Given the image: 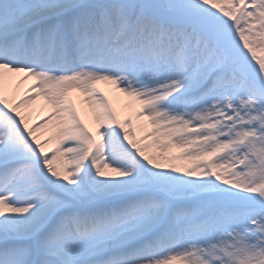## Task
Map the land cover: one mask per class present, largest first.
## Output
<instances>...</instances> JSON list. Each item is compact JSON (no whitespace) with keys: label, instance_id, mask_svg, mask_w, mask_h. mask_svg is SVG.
<instances>
[{"label":"snow or ice","instance_id":"6c2138e0","mask_svg":"<svg viewBox=\"0 0 264 264\" xmlns=\"http://www.w3.org/2000/svg\"><path fill=\"white\" fill-rule=\"evenodd\" d=\"M0 264H264V0H0Z\"/></svg>","mask_w":264,"mask_h":264},{"label":"bare ground","instance_id":"6f19581e","mask_svg":"<svg viewBox=\"0 0 264 264\" xmlns=\"http://www.w3.org/2000/svg\"><path fill=\"white\" fill-rule=\"evenodd\" d=\"M16 79H19L16 77ZM26 87V85L24 86ZM99 89L100 93H103L110 103L111 107L115 111L117 118L121 121L126 118H131L133 127L136 131V136L139 138L143 135V133L139 130L137 126L138 122L135 120V116L133 111L127 107L128 98L125 97L122 93L118 92L114 85L108 83H99L96 85ZM24 88H21L20 94L17 98H21L23 95ZM73 98L76 100L77 111L80 113L81 118L84 120L85 124L89 128L94 127V119L92 109L89 108L88 105L84 104L83 97L79 93H73ZM20 111L25 114L29 119V124H37L41 123L46 116L48 115V109L45 107L44 101L42 99H37L31 105L25 106L21 108ZM55 131L54 125L49 124L46 128L41 129L37 132V136H39L42 140H46L51 136ZM145 143H151L150 141H145ZM55 146V141L50 143L48 147L51 149ZM154 151V149H149V152Z\"/></svg>","mask_w":264,"mask_h":264},{"label":"rangeland","instance_id":"374dc122","mask_svg":"<svg viewBox=\"0 0 264 264\" xmlns=\"http://www.w3.org/2000/svg\"><path fill=\"white\" fill-rule=\"evenodd\" d=\"M261 53L258 52V55H260ZM175 151V150H174ZM178 163H182V162H178Z\"/></svg>","mask_w":264,"mask_h":264}]
</instances>
